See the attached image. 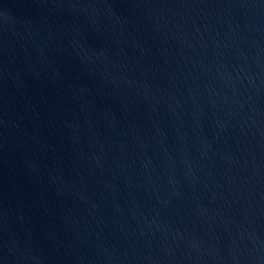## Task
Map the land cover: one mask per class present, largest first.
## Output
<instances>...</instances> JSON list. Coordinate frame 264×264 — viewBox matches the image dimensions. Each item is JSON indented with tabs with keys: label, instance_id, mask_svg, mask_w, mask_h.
<instances>
[{
	"label": "water",
	"instance_id": "water-1",
	"mask_svg": "<svg viewBox=\"0 0 264 264\" xmlns=\"http://www.w3.org/2000/svg\"><path fill=\"white\" fill-rule=\"evenodd\" d=\"M0 264H264V0H0Z\"/></svg>",
	"mask_w": 264,
	"mask_h": 264
}]
</instances>
